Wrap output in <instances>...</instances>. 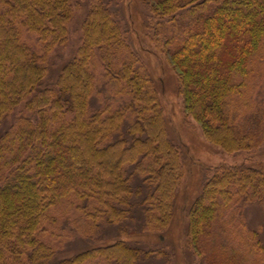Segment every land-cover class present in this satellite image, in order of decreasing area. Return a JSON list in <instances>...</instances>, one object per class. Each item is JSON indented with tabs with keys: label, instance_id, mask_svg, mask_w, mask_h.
I'll return each instance as SVG.
<instances>
[{
	"label": "trees",
	"instance_id": "1",
	"mask_svg": "<svg viewBox=\"0 0 264 264\" xmlns=\"http://www.w3.org/2000/svg\"><path fill=\"white\" fill-rule=\"evenodd\" d=\"M90 1L77 56L55 86L45 87L47 57L69 40L75 0H0V127L22 106L33 113L0 137V264H139L162 251L139 245L138 236L184 240L176 219L187 152L172 142L160 94L162 73L170 68L184 112L202 123L207 142L228 153L264 142V82L257 78L264 66V0H147L152 16L183 30L162 35L148 23L149 14L137 20L127 15L133 47L111 8L114 0ZM26 33L38 37L43 55L24 40ZM147 41L153 52L142 50ZM155 53L164 59L155 63ZM96 60L108 84L128 96L115 110H89ZM259 87L263 92L255 98ZM215 169L191 201L188 244L204 257L208 245L218 249L222 256L207 258L209 264H250L245 255L253 248L264 254V243L243 250L218 245L215 236L239 198L264 197V167ZM55 208L75 212L66 219L80 227L121 224V231L140 210L145 235L133 231L60 258L45 232Z\"/></svg>",
	"mask_w": 264,
	"mask_h": 264
},
{
	"label": "rangeland",
	"instance_id": "2",
	"mask_svg": "<svg viewBox=\"0 0 264 264\" xmlns=\"http://www.w3.org/2000/svg\"><path fill=\"white\" fill-rule=\"evenodd\" d=\"M144 1L126 0V3L124 4L123 0H114L111 4V8L114 10L113 12H115L117 20L122 24V27L128 31V39L130 40L132 47L134 44L129 33L127 15H129V18L137 20L140 19V16L143 18V13L149 14L148 23L162 35H169L183 30L182 24L169 22L170 20L168 18L160 19L152 16V13H150L151 11H149V7L146 4L147 0ZM90 2V0H75V17L69 25V40L65 46L56 48L47 57L46 64L48 65V73L43 81L45 87L55 86L63 67L77 56L78 49H80L84 42L82 24L87 17ZM135 10L139 11L141 14H138ZM140 21L141 20H139V22ZM37 38L38 37L35 34L26 33L24 40H26L35 51L43 55V45ZM141 48L144 51L153 50L148 41L147 45L143 43ZM144 55L150 64L151 59H149V55ZM152 57L153 56H151V58ZM163 57L165 56H160L159 53H157L154 59H159L155 60V63L161 61L160 58L164 59ZM92 66L96 77V89L91 99L89 110L97 111L102 110L103 108H109V106H112L111 109L115 110L117 106L124 104L128 99V96L118 93L121 87H117L114 84H108L107 74L102 67L101 61L96 60ZM169 70L170 72L167 71L166 74L162 73L160 81L162 82V92L160 94L166 113L169 115L168 118L171 125L170 135L173 139L172 142L177 145L182 154L187 152V156L184 154L183 158L186 166L183 187L184 193L182 200L179 201V216L176 219V221L180 222V225L184 228L185 233L184 236H182L184 237V240L175 243L174 239H172L173 237L168 235L164 238L165 240L163 242H158L154 237L142 238L141 236H138L139 238H136L138 239L136 242H139V245L141 244L146 249L162 251L161 254H153L139 264H209L207 258L212 261L213 258L220 255L222 256V254L218 249H212V245H208L209 248L207 247L206 249L207 257H204V253L200 250H195L194 247H191L188 244L186 234L189 225L188 213L192 206L191 201L195 198V193L198 191L197 188L200 187V184L201 188H203V185L207 183L208 179L210 180V178L214 176L215 168L218 165L225 164L228 166H234L246 163L248 165L261 164L264 167V142L258 146V148L253 150L236 151L234 153L225 152L221 147L207 142L204 138L202 123L197 121L192 115L185 113L186 111L184 112V97L178 94V83L176 84L175 82L177 79L172 73L174 71L171 70V68ZM163 72H165V70ZM257 73L258 80L264 82V66H259ZM154 74L157 76L158 73L155 71ZM158 78H160V76H158ZM261 87L255 89V98L262 94L263 88ZM15 113V116L12 115V117L6 120V122L0 127V137L19 117H32L33 115L32 112L26 110L23 106ZM194 169H196L198 173ZM199 190L201 191L200 188ZM252 199L251 202H248L245 198H239L238 203L225 212L224 217L219 224L221 229L220 226L217 228L218 235L215 236L218 239H216V241L219 242L217 243L218 245L226 243L229 246L233 245L246 250L248 249L247 246H249V244H255L259 241L264 243V197H259L258 199L257 197H254ZM74 214L76 213L70 212L64 208H55L48 215L51 219L47 223L49 225V230L45 231L47 234V240L53 241L52 244L57 248L59 252L58 256L60 258L74 256L87 249L91 250L97 245L106 246L112 244L119 238H126L125 236L127 233L133 231L144 234V231L146 230L143 228L145 216H143V213L140 212V210H136L134 220L123 223L125 231L118 229L121 224L114 226L106 224L96 229V227L91 228L84 223L80 227L73 221V217H70L68 220L66 219L67 215L73 216ZM53 221L56 223L53 224ZM130 225L132 226L130 227ZM126 229L128 230L126 231ZM211 244H213V240L211 241ZM253 249L255 251L252 254L247 253L248 255H245L247 256V259H245L249 261L250 264H264V254L260 253V251L255 248Z\"/></svg>",
	"mask_w": 264,
	"mask_h": 264
}]
</instances>
